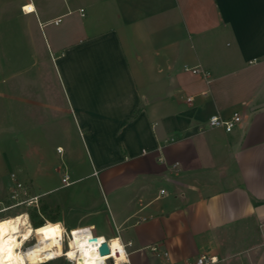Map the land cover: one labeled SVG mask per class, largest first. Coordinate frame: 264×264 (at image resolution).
I'll list each match as a JSON object with an SVG mask.
<instances>
[{"label":"crops","instance_id":"1","mask_svg":"<svg viewBox=\"0 0 264 264\" xmlns=\"http://www.w3.org/2000/svg\"><path fill=\"white\" fill-rule=\"evenodd\" d=\"M124 2L147 19L146 32L138 23L125 38L126 22L81 19L83 7L23 27L28 53L12 66L6 58L0 88L6 122L18 125L19 179L41 195L45 220L118 237L127 250L118 264L203 255L216 256L213 264H264V0ZM25 4L37 14L31 0L24 14H32ZM184 64L208 70L209 82ZM235 111L241 120L231 131L204 127L211 115ZM78 136L86 160L76 158ZM58 137L64 144L55 145ZM31 141L33 156L22 152ZM50 151H66L61 176L39 174L37 153ZM92 174L96 182L70 196Z\"/></svg>","mask_w":264,"mask_h":264},{"label":"rangeland","instance_id":"2","mask_svg":"<svg viewBox=\"0 0 264 264\" xmlns=\"http://www.w3.org/2000/svg\"><path fill=\"white\" fill-rule=\"evenodd\" d=\"M27 1L29 0H0V73L4 75L0 78V88L4 91H6V58H8V64L12 66V63L16 62L14 55H18L20 51L21 54L27 55L28 49L26 48L25 43L27 40L24 38L23 27L25 25H30L32 21H37L39 19L46 22L45 20H49V16L65 12L67 14V16H65L66 18L71 15L77 16V10L79 7H83L85 9V16L81 19H106V24L104 25L106 27L111 25L114 21L115 24L126 22V26H121L123 27L121 30L122 33L124 32L125 38H128V33H131V30L134 29L135 31L138 29V23H141L140 28L143 33L146 32L145 30L148 28V26H146L148 21L147 19H144L143 15H140L142 13L137 11L134 13L133 11L128 10L130 8L122 9L124 7L125 0H31L37 6V14L34 12H32V14H24L21 10V5ZM68 11H70V13H68ZM134 16L138 17L133 19ZM135 38H137L136 40L139 39V43L137 44L138 49L145 52L146 43L144 41V37L138 35V37L135 36ZM132 53L134 52L132 51ZM204 127H208L207 124L204 125ZM18 137L19 132L17 123L6 122V97H0V219L8 218L20 212H28L31 223L34 226L33 221L44 219L43 221L45 222V217L50 218L51 213L49 211H44L42 216L37 215V217L33 220L31 218V211H33V208L26 209V207H9V204L11 203L9 201V192L6 194L7 186L10 185V174L12 172L18 174L19 157L17 155L18 146L20 145ZM30 137H32V135ZM79 137L80 136L74 137L73 142L76 150V158L86 160L87 156L84 155V152L82 151V140ZM55 140V145L58 143L64 144L63 140L59 137ZM24 144L25 142H23L22 152L29 155H31L32 152L33 156L36 152L33 141L30 142V145L26 146ZM37 158L41 161L39 165V174L42 175L50 174L53 170L57 175L61 176V173L68 168L69 160L66 155V151L61 153L57 151H50L48 153L45 152V155L42 154V156H40V153H37ZM86 173V169H81L79 172L81 175H85ZM72 178H74V176ZM96 180V174L84 177L81 182L73 186L75 189L72 191L70 196L73 197L74 195L76 196L80 193V191H82L81 188L83 183L96 182ZM27 184L30 186L31 192L35 193L33 185L31 183ZM58 194L59 192L57 191L51 193L52 196H56ZM42 227H44L43 229H51V226L48 223L47 226L44 225ZM22 229L25 232H29V229H26L25 227H22ZM30 234L32 237L35 236L33 232H30ZM27 237L28 235L21 238L26 239ZM35 238L36 237L27 241L25 247L29 246L28 244L31 245V243L35 242ZM44 264L71 263L69 260L61 257L46 261ZM108 264H112L111 260L108 261Z\"/></svg>","mask_w":264,"mask_h":264},{"label":"bare ground","instance_id":"3","mask_svg":"<svg viewBox=\"0 0 264 264\" xmlns=\"http://www.w3.org/2000/svg\"><path fill=\"white\" fill-rule=\"evenodd\" d=\"M32 8V4H27ZM51 229L45 235H39L31 223L29 215L25 212L17 213L0 220V264H39L49 261L54 257L65 255L68 260H75L77 264H99L109 257H114L118 263L127 261V255L118 237L111 239L109 254H100L95 250L97 242H91L90 237H97L90 229H81L71 232L51 221H45ZM22 227L29 229L25 232ZM33 232L35 236H31ZM22 239L21 237H25ZM64 236L69 240V248L64 250ZM36 237L35 242L28 244L27 241ZM25 247V248H24ZM123 253V256H122ZM102 264H106V261Z\"/></svg>","mask_w":264,"mask_h":264},{"label":"built area","instance_id":"4","mask_svg":"<svg viewBox=\"0 0 264 264\" xmlns=\"http://www.w3.org/2000/svg\"><path fill=\"white\" fill-rule=\"evenodd\" d=\"M27 4H25L22 9L25 12H35V8L34 6L32 8H27L26 7ZM30 9V10H29ZM80 12L82 15L85 14V9L84 8H80ZM62 21L61 17H58L57 19H55V23L58 24ZM253 62V61H251ZM183 69L185 71H190L191 73L194 74H201L207 82H209V77H210V72L206 69H204L201 66H192L189 64H184L183 65ZM188 101H192L193 97L189 96L187 97ZM241 120V113L239 111H235L231 117L229 118H225L220 116L219 114H213L209 117L208 121H207V126L210 128H215V127H222L224 128L226 131H231L234 126L236 125V123L238 121ZM10 180L12 182V186L11 189L9 191V201L11 202L9 204V207H22L26 209L29 208H33L34 210L37 211V213L39 215L42 216L41 214V210H40V202H41V195L40 194H36V193H32L30 186L23 180L19 179L18 174L12 172L10 174ZM63 182L65 183V185H69L71 183L69 175L65 174L62 178ZM162 193H165V189H161ZM26 214L29 215L28 212H25ZM30 216V215H29ZM47 221V220H46ZM82 229L85 228H89L91 227V225H84V226H80ZM100 237H103L101 235L98 236L99 242L98 244L95 245V250H98L100 252V246L102 244V240H100ZM103 240L106 241L108 243L109 248L111 249V239L107 240L105 237H103ZM128 244H131V242H129ZM124 250L126 252L127 255V250H126V245L123 244ZM69 240L67 237L64 236V250L66 251L69 248ZM151 249L153 251H156L159 249L158 245H152ZM165 254H167V252H164ZM64 257L65 259L68 260L67 256H59V257H54L53 259H57V258H61ZM52 260V259H51ZM111 260L112 264H118V262L116 261V259L114 257H109L106 259V264H108V261ZM217 257L216 256H200L197 257L194 261H189L188 264H213L215 262H217ZM46 262V261H45ZM69 262L71 264H77V262L73 259V260H69ZM43 263V262H42Z\"/></svg>","mask_w":264,"mask_h":264},{"label":"trees","instance_id":"5","mask_svg":"<svg viewBox=\"0 0 264 264\" xmlns=\"http://www.w3.org/2000/svg\"><path fill=\"white\" fill-rule=\"evenodd\" d=\"M41 211L42 212H44V211H47L46 209H45V207H41ZM37 215H39L38 213H37V211L36 210H34L33 209V211H31V218L34 220V218H36L37 217ZM2 219H4V218H2ZM2 219H0V220H2ZM44 219H41V220H35V221H33V224H34V228L36 229V231H37V233L39 234V235H45L47 232H48V229L46 228V229H43L44 227H42V226H44L45 225V222L43 221ZM54 221V220H53ZM46 226H47V224H46ZM44 263H46V262H43V264ZM42 264V263H41Z\"/></svg>","mask_w":264,"mask_h":264},{"label":"water","instance_id":"6","mask_svg":"<svg viewBox=\"0 0 264 264\" xmlns=\"http://www.w3.org/2000/svg\"><path fill=\"white\" fill-rule=\"evenodd\" d=\"M91 242H97L98 238L97 237H90L89 239ZM100 240H102V244L100 246V254H109L110 253V248L108 246V243L103 240V237H100Z\"/></svg>","mask_w":264,"mask_h":264},{"label":"clouds","instance_id":"7","mask_svg":"<svg viewBox=\"0 0 264 264\" xmlns=\"http://www.w3.org/2000/svg\"><path fill=\"white\" fill-rule=\"evenodd\" d=\"M122 256H123V253H122Z\"/></svg>","mask_w":264,"mask_h":264},{"label":"snow or ice","instance_id":"8","mask_svg":"<svg viewBox=\"0 0 264 264\" xmlns=\"http://www.w3.org/2000/svg\"><path fill=\"white\" fill-rule=\"evenodd\" d=\"M30 10V9H29Z\"/></svg>","mask_w":264,"mask_h":264}]
</instances>
